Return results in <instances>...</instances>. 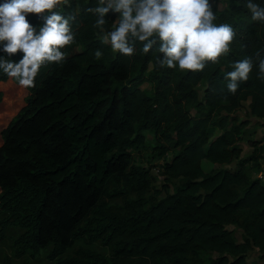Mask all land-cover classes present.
<instances>
[{"label": "trees", "instance_id": "1", "mask_svg": "<svg viewBox=\"0 0 264 264\" xmlns=\"http://www.w3.org/2000/svg\"><path fill=\"white\" fill-rule=\"evenodd\" d=\"M65 2L69 6L61 11L76 17L75 42L62 50V65L42 66L0 142V190L6 198L1 210L13 220L8 228L25 230L22 250L35 258L47 254L55 264H247L254 249L264 257V182L251 177L250 159L241 158L248 123L232 116L248 104L252 116L264 119V79L254 67L235 95L224 79L235 61L258 50L264 55V25L252 21L246 0H216V22L233 25L237 35L229 54L195 73L161 68V54L143 53L140 42L132 57L115 52L102 43L103 33L87 11L99 0ZM257 2L264 6V0ZM117 15H107L106 30L115 28ZM26 18L43 24L36 14ZM96 50L103 53L99 60ZM22 55L11 59L19 62ZM10 78L0 70V83ZM214 127L223 132L213 136ZM146 134L157 144L155 159L168 152L163 142L179 150L163 165L179 186L153 203L142 187L147 173H128L132 149L146 142ZM237 160L235 170L206 172L201 166ZM122 179L138 196L124 212H108L107 199L118 196L111 186ZM230 226L242 232V242ZM81 240L100 242L105 251L85 246L65 258Z\"/></svg>", "mask_w": 264, "mask_h": 264}, {"label": "clouds", "instance_id": "2", "mask_svg": "<svg viewBox=\"0 0 264 264\" xmlns=\"http://www.w3.org/2000/svg\"><path fill=\"white\" fill-rule=\"evenodd\" d=\"M240 4V0H235ZM214 0H99L97 6L87 11L95 16L93 27L99 29L102 43L115 52L132 57L136 44L142 51L160 53L156 57L161 68H176L199 72L207 62L215 64L231 52L236 31L233 25L217 23L213 10ZM69 5L65 0H4L0 4V70L9 77L18 78L24 88L34 87L42 66L62 65L73 44L75 32L72 24L75 15L64 14L61 9ZM244 7L251 19L264 25V6L257 0H246ZM117 15L116 26L106 30L109 13ZM36 14L43 21L32 25L26 14ZM21 52L22 58L14 62L13 54ZM103 53L96 50L99 60ZM257 67L264 79V55L258 50L232 64V71L224 76L229 93L235 95L240 85L249 80Z\"/></svg>", "mask_w": 264, "mask_h": 264}, {"label": "rangeland", "instance_id": "3", "mask_svg": "<svg viewBox=\"0 0 264 264\" xmlns=\"http://www.w3.org/2000/svg\"><path fill=\"white\" fill-rule=\"evenodd\" d=\"M211 3V0H210ZM216 5L214 0L213 6ZM117 19V18H116ZM115 19V23H116ZM143 88H151V85L145 84ZM206 84H201L198 87L200 99L204 96ZM0 91L3 93V100L0 103V142H2L3 130L8 126L10 121L18 113L19 109L26 103L29 96V88H24L19 85L18 78L11 77L9 80H4L0 83ZM232 114L239 121L248 123L242 139L240 147L242 150L241 158L250 159L247 164V169L252 178H260L264 182V119L252 116L247 108ZM223 117L227 114L223 113ZM212 135L217 136L223 132L222 129L214 127L211 129ZM168 149L167 154L161 159H155L157 156V144L152 134H146V142L138 148H133V160L131 162L128 173L134 169H138L141 174H146L144 183L145 200L150 203L159 201L166 197L167 193H173L179 186V180H170L164 174V163L171 162L173 157L178 153L175 144L172 141L163 142ZM239 160L231 165L219 166L203 161L202 168L206 172L216 171L221 168L235 170ZM111 192L118 194L113 198L107 199L109 207L108 212L118 213L124 212L127 202L135 200L137 193L132 189L131 182L125 179L117 181L114 186H111ZM6 201L5 191L0 190V264H55V262L47 259V254L39 257H33L32 251L25 247L23 242L19 240V236L25 233V230L8 228L12 225L9 214L3 213L1 204ZM229 230H233L238 242L243 241L242 232L238 231L234 226H230ZM93 248L99 251H105L100 242L95 245H89L84 241H77L74 246L65 254V258L75 255L81 247ZM217 257V255H213ZM247 264H264L263 254L257 249L250 251L247 254Z\"/></svg>", "mask_w": 264, "mask_h": 264}]
</instances>
